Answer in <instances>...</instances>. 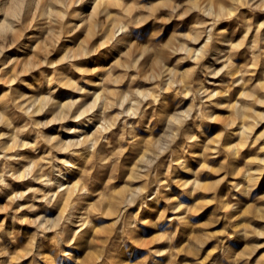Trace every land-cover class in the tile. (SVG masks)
Returning <instances> with one entry per match:
<instances>
[{
    "label": "rangeland",
    "instance_id": "374dc122",
    "mask_svg": "<svg viewBox=\"0 0 264 264\" xmlns=\"http://www.w3.org/2000/svg\"><path fill=\"white\" fill-rule=\"evenodd\" d=\"M63 2L58 0L42 19L38 18L40 13L35 10L30 21L26 19V11L21 13L20 24L29 23L23 35L18 31L20 25H17V29L9 30L8 19L17 16L15 9L0 15V45L5 49L3 56H0V80L3 81L0 82V98H3L0 99V111L8 109L5 115L11 124L8 127L7 123H0V172L4 173L7 185H0V249L8 252L7 256H0V264H33L34 258L36 264H56L58 259H62L52 243L55 232L42 231L43 226H37L34 222L42 216L55 220L65 207L77 199L76 212L83 214L91 210L93 223L103 226L104 230L85 228L80 233L69 249L73 254L72 264H105L98 250L108 251L104 244L105 240L110 239L108 231L111 229L108 226L115 224L117 230L122 226L116 224L114 208L119 207V201L126 197L130 186H140L145 182L142 178L137 179L138 170L147 167L151 139L156 133L163 132L164 125L154 122V131L150 132L145 127L146 122H140L136 132L143 139V144L129 146L128 151L120 157L115 173L113 164L109 163L103 170L93 171L91 176H85V172L91 169L87 161L92 155L87 146L75 149L82 155L72 156L55 151L53 146L44 142V138L59 136L67 141L88 135L99 136L97 152L111 154L113 149L104 140L116 145L123 132V117L115 127L107 128L105 125L106 117L119 116L123 111L111 103L116 93L127 91L130 85L138 90H158L163 85L162 103L158 107L174 115L176 111L192 106L191 98L179 96L177 89L183 87V81L176 83L179 78L174 73L188 71L201 63L212 66L220 74L205 77L197 71V78L207 80L206 86L212 90L228 91L227 96L215 98L211 103L219 104L223 100L226 104L211 109L217 119L195 121V124L202 126V130L197 132L200 139L181 154L185 165L177 164L169 176L165 163V168L158 171L161 186L158 189L153 185L146 193L147 206L141 208L137 202L125 213V216L139 213V221L147 220L150 223L137 224L139 231L136 238L143 242L130 241L126 248L120 249L119 259L132 264H140L145 258L146 264H257L259 258L264 256V247L252 251L254 245H264V236L253 231L264 230V119L249 130L245 136L247 143L243 145L228 125L235 117V109L227 104L237 100L240 90L251 92L255 89L264 99V91L259 88L260 82H264V29L259 30L261 42L254 49L257 29L254 27L249 32L243 20L237 18L252 19L253 24L258 25L264 21V10L240 7L238 12L233 13L232 0H84L82 4L72 3L67 10L68 16H64ZM175 4L184 7L173 13ZM142 7L152 8L154 19L138 28L130 27L131 32L147 36L163 29L160 39L165 43L180 33L188 37L186 47L166 50L167 59L161 61L153 54L137 52L131 46L122 48L115 41L101 46L124 17L147 15L142 12ZM225 15L229 18L223 19ZM170 16L172 19L169 23L160 22ZM178 16L182 18H176ZM214 16L220 17L214 31L226 29L227 32L212 42L208 57L201 62L198 51L205 40L193 42V32L198 31L195 26L199 21L210 24ZM85 18L91 23L84 24ZM99 22L106 25L102 31L96 26ZM61 23H71L78 30L70 36L63 33L58 35ZM82 24L84 26L80 27ZM241 40L244 46L233 51L229 45ZM94 48L99 50L88 55ZM68 56L72 59H67ZM254 57L260 60L256 68L251 67ZM58 61L63 62L56 63ZM229 61L235 67H229ZM53 63L55 67H50ZM73 65L102 71L82 75L73 70ZM165 70L168 73L166 84ZM241 70L254 74L240 76L238 72ZM57 73L79 80L86 93L74 91L69 85L49 86L48 80ZM131 77L136 79L130 80ZM239 77L245 83L236 85L234 81ZM85 80L88 83H84ZM217 86H222V89ZM105 92L109 93L107 98ZM49 95L61 106L79 99L86 105L95 103L96 107L80 121L69 119L49 123L56 114L45 99ZM30 102H33L32 107H28ZM253 103V109L264 111V105ZM127 122L136 123L131 118ZM34 123L47 124V127L35 128L32 126ZM192 125L193 122L189 121L188 126ZM65 129L77 131L69 134ZM33 144L37 147L26 146ZM228 145H232L237 153H231ZM50 155L71 160L77 165L63 169V176L57 177L58 184L64 183L63 187L66 188L83 180L89 194L81 197L77 191L69 202L57 197V202L49 205L44 195L55 193L59 188L39 183L35 177ZM168 160V154L161 157L163 162ZM34 164L37 167L30 177L12 178L13 175H22L25 169ZM112 175H115V183L108 185L107 181ZM107 187L114 190L111 206L93 207ZM169 199L173 201L171 204L167 202ZM222 204H235L236 207L225 208ZM177 208L179 211H172ZM177 216H186L187 223L181 224L175 219ZM22 220L25 222L21 223ZM165 228L175 233L173 240L157 239ZM30 246L32 255H28ZM156 252H164V255H156ZM40 257H52V260ZM260 264H264V261Z\"/></svg>",
    "mask_w": 264,
    "mask_h": 264
},
{
    "label": "clouds",
    "instance_id": "9594fccd",
    "mask_svg": "<svg viewBox=\"0 0 264 264\" xmlns=\"http://www.w3.org/2000/svg\"><path fill=\"white\" fill-rule=\"evenodd\" d=\"M58 2V0H0V15H5L9 13L10 10L15 9L17 11V16H10L8 19V24L10 25L9 30L17 29V25H20L18 31L20 35H23V32L27 30L29 27V23L20 24L19 15L26 11V19L30 21L33 11H38L40 16L38 18H43L48 14V10ZM84 0H64L63 7L65 9L64 16H68V8L72 3L82 4ZM138 2V0H137ZM232 12L236 13L239 11L240 7L245 8H253L264 10V0H232ZM184 5L175 4L172 11L173 13L179 12ZM140 10V9H138ZM143 13H148L147 15L141 14L135 18L124 17L123 21L119 23V26L112 33L111 36L104 42L101 46H106L107 44L113 43L122 47L128 48L131 46L135 51L145 54H153L155 57L160 58L161 61L166 60V50L171 51L173 48L176 50H180L186 47V41L188 39L187 36L183 34L177 33L172 37V39L165 43L160 39L163 34V29L154 31L147 36L142 35L140 33H133L129 29L138 28L144 24H146L149 20L154 19V13L152 8L150 7H142ZM78 15V14H76ZM176 18H182V16H178ZM229 17L225 15L223 19H228ZM238 19H242L243 23L247 26V30L251 32L255 27L257 29V41L253 44V48L261 42L259 39V30L264 29V21L260 22L258 25L253 24L252 19H244L243 17H237ZM172 17L170 16L168 19H163L160 22L167 24L170 22ZM219 16H214L211 23H207L205 21H199L196 24V29L198 31L193 32V42H199L201 39L205 40L204 45L199 49L198 55L199 59L202 62L205 60L210 52V45L214 40H216L220 35H223L227 32V30H223L222 32H215L216 25ZM91 23V21L85 18L84 24ZM84 24L80 25L83 27ZM101 31L106 27L103 22H99L96 25ZM78 30L71 23L69 24H60L59 33H63L67 36L74 34V32ZM124 33V35H122ZM119 37V39H117ZM230 48L233 51H236L244 46V41L241 40L237 44H230ZM4 47L0 45V56L4 54ZM99 48H94L88 52V55H92L97 52ZM67 59H72L71 56H68ZM47 62V61H45ZM63 61H58L56 63H62ZM180 62L178 61L177 64ZM260 60L259 57H254L251 67L256 68L259 66ZM50 67H55V63L50 64ZM73 70L81 73L82 75L91 74L93 71H102V69H85L82 67H77L75 65L72 66ZM229 67H235V65L231 64L229 61ZM161 68H163V63L161 62ZM197 71L203 73L205 77L207 76H218L220 74L219 71L213 69L212 66L198 64L196 67L184 72L177 71L174 73L179 79L176 80V83H180L183 81V87L178 88V94L180 97H189L192 100V106L188 107L186 110L180 109L175 112L174 115H171L165 112L162 108L158 106L162 103V93L164 91V86L161 85L160 88L152 89V90H138L133 89L131 85L129 86L127 91L117 92L115 99L111 102L115 107L122 108L123 111L119 116L107 118L105 119V125L107 128H112L116 126V123L121 120L123 117V132L119 136L116 145H113L110 140H104V143L108 145L109 148L113 149L111 154H101L97 152V146L100 143L99 136L88 135L80 139H70L63 140L61 137L56 136L52 138H44V142L54 147L55 151L58 152H66L72 156H80L82 153L75 151V149H79L81 147L87 146L90 149L91 157L88 159V164L91 165V169L85 172V176H91L93 171L103 170L104 166L112 163L113 164V172L115 173L117 166L120 163V157L124 155L128 151L129 146H140L143 144V139L136 132V129L140 127V122H146L145 127L147 130L154 131L153 123L164 125V129L162 133H156V135L151 139L150 148L151 150L147 154V167L142 170H138L137 179H144V183L140 186L129 187L127 190L126 197L119 201V207L114 208V211L117 213L116 224H121L122 226L117 230L115 229V224L109 225L108 228L111 229L108 231V235L110 237L109 240H105L104 244L108 251L105 253L104 249H99L102 258L105 261V264H132V262H121L119 259V251L121 248H126L128 243L131 242H143L136 238V233L139 231L137 228L138 223L148 224L150 223L147 220L139 221V213H129L125 216V213L132 207H135L137 202L140 203V207H146V193L149 188L153 185H156L157 188L161 186L160 177L158 175L159 169L165 168V163L167 166V175H171L172 169L177 165L184 166L185 161L180 158L182 153H186L190 147H192L195 143H197L200 139L197 134L198 131L202 130L201 125L195 124V121H212L217 119L211 109L213 107H223L220 104H213L215 98L224 97L228 95V91L224 90H212L208 88L207 80L199 79L196 76ZM241 76L254 74L249 73L247 70H241L239 73ZM130 80H135V77L129 78ZM168 81V73L165 70V80L166 84ZM0 82H3L0 80ZM110 81H106L109 83ZM79 80H72L70 77L66 75H61L57 73L53 79L48 80L49 86L53 84H59L60 86L69 85L74 91L80 93H86V89L80 86ZM84 83H88V81H84ZM241 83H244L241 80ZM28 87H32L31 85H26ZM222 89V86H217ZM247 87V85H245ZM261 91H264V86H261ZM252 92H244V98L253 99L255 103H259L264 105V99L255 100V97ZM105 98L108 97L109 93L105 92ZM3 99V98H0ZM22 99H26V97H22ZM48 103L55 110V115L53 117V121L51 122H62L67 121L69 119L73 121H80L81 119L90 115V113L95 109L96 104H84L81 100H71L67 104L60 105L57 101H54L48 97H45ZM10 103L12 101H9ZM16 103H19L17 101ZM164 104L167 101H163ZM127 104L128 107H124ZM237 110V114L241 119L247 117L248 113H252V108L248 105H241L239 103L232 106ZM151 109V111H149ZM8 109L5 108L4 111H0V123H7L8 127H11L10 122L7 121V117L5 112ZM73 110L75 112L73 113ZM255 116V113H252ZM131 118L136 121L134 124H129L127 121ZM264 119V117H261ZM192 121L193 125L191 127L188 126V122ZM35 128H43L47 127V124L34 123L32 125ZM195 129V130H194ZM65 131L69 132V134L76 132V129H65ZM221 136L223 133L220 134ZM2 139V137H0ZM219 139V137H218ZM181 141L182 143H178ZM32 148H36L37 145H26ZM165 154L169 155V160L167 162L161 161V157ZM264 163V161H262ZM44 167H41L39 173L35 177L39 183H43L48 187L57 186L59 190L55 193H50L44 195V200L49 204H53L56 201V198L60 196L61 193L66 191L63 186L58 184L57 177L63 176V169H71L77 167L75 163L71 160L67 159H57L54 155H50L44 162ZM37 167V165H32V167L25 169L22 175H13V179H21L28 178L32 175L33 170ZM149 177L151 180H149ZM115 183V175L109 177L107 184L111 185ZM0 185L5 184L4 173L0 172ZM187 187V185H185ZM73 192L76 194L78 191L79 196H84L89 194V188L85 181H78L74 187ZM239 190V189H238ZM29 191H36V189H29ZM114 190L110 187L105 188L103 193L100 195L99 202L93 207L111 206V201L113 199L112 192ZM157 195H159V191H157ZM19 198V197H17ZM155 198V197H152ZM171 204L173 201L169 199L167 201ZM212 201H209L211 203ZM79 203V199L74 201L70 206L65 207L61 212L60 216L55 220L46 219L45 217H40L39 220L34 223L37 226H43L42 231H52L55 232V235L52 237V243L55 245L59 257L62 259H58L56 264H72L73 254L69 250L72 248L75 240L80 235L81 232L85 228L88 229H100L104 230L103 226L95 225L92 221V211L88 210L87 212L80 214L76 212V204ZM225 208H235V204H222ZM181 207H186L185 205H181ZM172 211H179V208L172 209ZM188 211H192V209H188ZM181 224L187 223L186 216H177L175 217ZM24 223L25 221H20ZM46 225V226H45ZM178 231V229H177ZM257 235L264 236V230H253ZM114 237V238H113ZM175 238L174 232H169L167 228L162 230V234L157 237L158 240H173ZM35 245V239H33L32 246ZM28 251V255H32L31 247ZM257 247H264V245H254L252 251H255ZM173 251V250H169ZM156 255H164V252H156ZM8 252L6 250L0 249V256H7ZM40 259H47L49 261L52 260V257H40ZM147 258L144 261L140 262V264H146ZM261 261H264V256L259 258L257 264H260ZM33 264H36V260L34 258Z\"/></svg>",
    "mask_w": 264,
    "mask_h": 264
},
{
    "label": "bare ground",
    "instance_id": "6f19581e",
    "mask_svg": "<svg viewBox=\"0 0 264 264\" xmlns=\"http://www.w3.org/2000/svg\"><path fill=\"white\" fill-rule=\"evenodd\" d=\"M9 28H10V25H9ZM241 80L244 81L243 78L239 77L238 79H236V81H234V83L236 85H241V84H243V83H241ZM259 86H260L259 88L261 89V86H264V82H260ZM244 92H246V91L245 90H240L238 92L239 95L236 98L237 100L233 104H231V103L227 104V106L230 107V108H232V106L237 104V103H239L241 105H248V106H250L252 108V113L256 114L255 116H253L252 113H248L246 118L241 119L239 117V115L237 114V110L235 109V117L228 124L231 128H233L232 129V134L236 135L239 138V141L241 142V144H243V145L247 143V138L245 136L248 134L249 130L250 129H254L257 125H259L261 123V121H262L261 117H264V111L260 112V111H257L256 109H253V105H254L253 102H255V101L253 99H250V98H248V99L244 98V96H243ZM248 92H250V91H248ZM253 95L255 97V100L262 99V97H260L259 93L256 92V91L253 93ZM249 101H251V102H249ZM32 103L33 102H30L28 104V107H30V106L32 107L33 106ZM218 103L219 104L223 103L222 105H224V104H226V101L224 102L222 100V101H219ZM227 147L231 151V153H233V154L237 153V151L235 150V148L232 147V145H228ZM262 161H264V159ZM60 186H65V184L61 183ZM73 187H74V185H72V186H68L67 185L66 188H65L66 191H64V193H61L60 196H58L59 200L61 199L64 202H69L72 199V197L74 196V192L72 190Z\"/></svg>",
    "mask_w": 264,
    "mask_h": 264
}]
</instances>
